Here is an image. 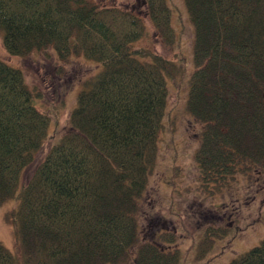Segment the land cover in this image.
Returning <instances> with one entry per match:
<instances>
[{
  "label": "trees",
  "instance_id": "1",
  "mask_svg": "<svg viewBox=\"0 0 264 264\" xmlns=\"http://www.w3.org/2000/svg\"><path fill=\"white\" fill-rule=\"evenodd\" d=\"M184 3L195 30L188 111L202 126L196 160L209 188L264 165V0ZM144 5L136 14L91 0H0L11 57L48 52L53 77L75 55L100 70L80 81L69 126L38 158L52 112L22 68L0 59V206L18 205L15 246L0 243V264H117L131 252L134 264H177L158 241L140 242L169 81L183 71L137 45L147 18L168 44L176 38L170 0ZM230 264H264V241Z\"/></svg>",
  "mask_w": 264,
  "mask_h": 264
},
{
  "label": "rangeland",
  "instance_id": "2",
  "mask_svg": "<svg viewBox=\"0 0 264 264\" xmlns=\"http://www.w3.org/2000/svg\"><path fill=\"white\" fill-rule=\"evenodd\" d=\"M91 1L98 5L126 7L136 14L146 12L144 0ZM170 4L172 26L176 32L173 42L168 44L158 35L147 18L145 35L137 44L153 49L183 70L175 81H169L158 160L141 202L144 214L140 222V242L158 241L169 249L170 255L178 257L177 264H230L264 241V165L260 170L247 168L209 188L201 182L196 155L202 126L188 111L189 83L194 73L195 30L184 0H170ZM0 59L22 68L29 87L42 94L38 104L40 109L52 112L54 122L50 138L38 155L43 158L70 124V114L77 107L78 94L84 89L80 81L97 74L99 66L75 55L70 65L53 77V73L58 72L50 64L52 56L48 52L26 58L11 57L3 46L2 32ZM67 88L69 92L60 97V89ZM29 176L28 171L25 178ZM17 206L15 199L0 206V243L10 251L16 241L11 214ZM134 258L135 253L131 252L117 264H134Z\"/></svg>",
  "mask_w": 264,
  "mask_h": 264
}]
</instances>
